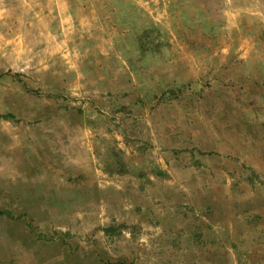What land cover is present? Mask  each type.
Segmentation results:
<instances>
[{"label": "rangeland", "instance_id": "374dc122", "mask_svg": "<svg viewBox=\"0 0 264 264\" xmlns=\"http://www.w3.org/2000/svg\"><path fill=\"white\" fill-rule=\"evenodd\" d=\"M0 264H264V0H0Z\"/></svg>", "mask_w": 264, "mask_h": 264}]
</instances>
